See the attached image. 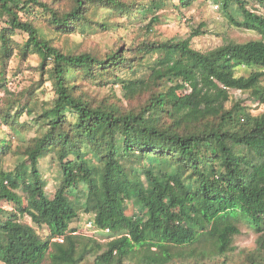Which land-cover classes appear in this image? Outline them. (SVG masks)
Instances as JSON below:
<instances>
[{
  "label": "trees",
  "instance_id": "trees-1",
  "mask_svg": "<svg viewBox=\"0 0 264 264\" xmlns=\"http://www.w3.org/2000/svg\"><path fill=\"white\" fill-rule=\"evenodd\" d=\"M170 1L0 0V89L9 91L15 57L38 55L55 92L40 109L21 100L0 105L7 126L0 133V263L43 264L49 256L45 264H229L244 222L259 233L247 263L264 264V111L227 107L232 90L264 104V0H215L230 16L240 10L237 25L262 38L207 51L192 45L204 23L183 39L137 38L105 53L66 49L47 31L71 37L120 29L151 14L153 26ZM160 50L173 59L136 77ZM240 67L252 70L239 75ZM81 79L121 84L123 95L99 100ZM25 113L36 126L22 120ZM33 129L15 144L14 134ZM134 155L141 164L129 163ZM15 156L17 164L7 165ZM49 156L60 166L53 195L40 167ZM130 204L138 209L131 215ZM82 208L108 241L71 227Z\"/></svg>",
  "mask_w": 264,
  "mask_h": 264
},
{
  "label": "rangeland",
  "instance_id": "rangeland-1",
  "mask_svg": "<svg viewBox=\"0 0 264 264\" xmlns=\"http://www.w3.org/2000/svg\"><path fill=\"white\" fill-rule=\"evenodd\" d=\"M217 4H219L218 7H216ZM157 13L160 18L153 26L148 25L150 18L153 17V14H151L148 20L143 23L137 22L134 26H124L120 29L111 28L109 30L99 29L92 32L80 31L71 37L58 36L55 31L48 29V27H45V29H48L50 38L66 49H73L77 52L91 51L97 53H105L114 47L120 46L124 41L130 44L137 38L183 39L188 37L192 29L198 27L201 23L205 24L203 28L204 33L194 37L192 45L202 51L210 50L231 40L242 43L262 38V34L258 31L249 30L237 25V22L242 18L240 10L235 9L230 16L223 9L221 3L215 0H196L190 5H183L180 4L179 0H172L164 9H161ZM17 38L19 40L23 39L22 36H17ZM152 55V57L148 56L144 59L143 65L136 71V77L146 76L150 72V67L160 66L173 59V54L168 51L160 50L154 52ZM39 61L38 55H33L29 61H22L21 57L17 56L10 62L6 77L9 91H6L5 88L0 89V105L21 100L23 104L29 105L30 108L40 109L44 103L54 99L55 92L52 79L48 74H43L39 66ZM251 70L248 67H240L238 74L249 75ZM262 84L264 85V78ZM81 85L85 91L99 100H116L115 94L119 96L123 95V87L121 84L111 82L107 86H101L89 80L85 81L81 79ZM27 90L28 92L26 93L25 91ZM231 95L232 100L227 103L228 108L234 102H241L243 106L254 114H259L264 111V104L254 101L248 92L232 90ZM31 116L33 115L25 113L22 116V120L29 121L36 126V122L32 120ZM6 129L7 126L3 125L0 121V133H3ZM34 135V129L27 133L17 132L13 136V141L15 144H18L20 141L26 140ZM17 160L18 156H15V158L9 157L7 165L14 167L17 164ZM139 162V158L136 155L129 159V163H134L135 165L141 164ZM40 167L48 179V194L53 195L58 187L60 166L52 159V156H49L41 161ZM5 206L12 207L8 202H5ZM137 211L138 209L130 204L128 213L131 215ZM92 215V213H88L82 208L79 216L71 224V227L76 228L78 233L91 237L95 236L101 239L102 242L108 241V237L102 231H95L93 229L94 225L92 227L88 226L93 217ZM25 220L31 221V218L27 216ZM240 227L242 232L234 238L236 249L230 255L229 264H248L245 256L257 246L259 233L252 230L244 222L240 223ZM39 231L43 236L47 234L46 227H39ZM205 245V247H209V244ZM201 247L202 245H199V248ZM188 249L186 248V250ZM94 253L92 252L89 256L90 262L93 259ZM48 261L49 256L43 264ZM181 261L186 262L182 258ZM181 261L178 260L176 264H181ZM206 261H210V259H206Z\"/></svg>",
  "mask_w": 264,
  "mask_h": 264
},
{
  "label": "built area",
  "instance_id": "built-area-1",
  "mask_svg": "<svg viewBox=\"0 0 264 264\" xmlns=\"http://www.w3.org/2000/svg\"><path fill=\"white\" fill-rule=\"evenodd\" d=\"M219 5L217 4L216 5V7H218ZM94 224H93V221H90L89 222V224H88V226L89 227H92ZM95 231L97 230L96 228H95V226H94V228H93ZM107 232L109 231V229H105ZM77 233V232H76ZM57 240H59V241H61V242H63L65 239H64V236H60V237H57Z\"/></svg>",
  "mask_w": 264,
  "mask_h": 264
}]
</instances>
